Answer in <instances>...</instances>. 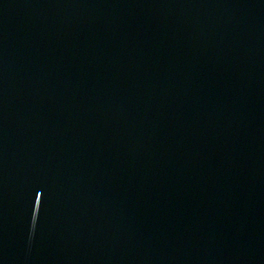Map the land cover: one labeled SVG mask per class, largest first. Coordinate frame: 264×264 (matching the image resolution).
Wrapping results in <instances>:
<instances>
[{
  "label": "water",
  "instance_id": "water-1",
  "mask_svg": "<svg viewBox=\"0 0 264 264\" xmlns=\"http://www.w3.org/2000/svg\"><path fill=\"white\" fill-rule=\"evenodd\" d=\"M0 264H264V0H0Z\"/></svg>",
  "mask_w": 264,
  "mask_h": 264
}]
</instances>
